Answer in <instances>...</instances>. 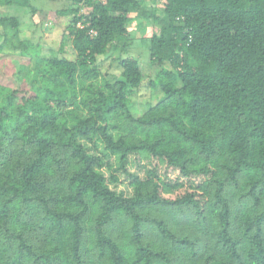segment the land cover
Segmentation results:
<instances>
[{"label":"trees","instance_id":"trees-1","mask_svg":"<svg viewBox=\"0 0 264 264\" xmlns=\"http://www.w3.org/2000/svg\"><path fill=\"white\" fill-rule=\"evenodd\" d=\"M161 2L146 77L139 0H74V58L0 79V264H264V0ZM21 21L0 15V60Z\"/></svg>","mask_w":264,"mask_h":264},{"label":"rangeland","instance_id":"rangeland-1","mask_svg":"<svg viewBox=\"0 0 264 264\" xmlns=\"http://www.w3.org/2000/svg\"><path fill=\"white\" fill-rule=\"evenodd\" d=\"M29 5L0 7V15L17 16L21 21L20 38L25 41V47L22 49H13L12 53H6V56L0 60L2 69L1 80L9 82L15 75L20 74V64L27 65L26 69L32 70L38 57H49L52 55H64L74 58V52L70 44L65 47V51L60 53L59 46L62 40L63 32L70 21L69 16H61L57 11L76 7L74 0H28ZM140 16L134 18L128 25L131 36L129 48L125 49L124 56H132L142 63V72L146 77L147 71L151 73L148 60V39L152 33L158 29V23L153 17L148 15L153 11L160 16L162 11L161 0H139ZM81 11L86 13L90 9L80 5ZM142 9V10H141ZM1 29V27H0ZM120 45V44H119ZM118 50L114 49L111 55L101 62V69L105 71H117V62L115 58ZM26 69L22 73H26ZM24 73V74H25ZM158 92L149 90L143 86L140 94L132 96V113L136 116L143 113L145 103L156 102Z\"/></svg>","mask_w":264,"mask_h":264}]
</instances>
